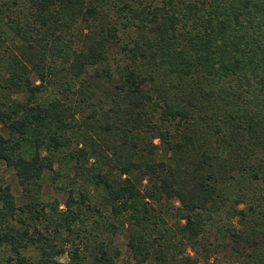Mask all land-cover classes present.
<instances>
[{"label": "trees", "instance_id": "trees-1", "mask_svg": "<svg viewBox=\"0 0 264 264\" xmlns=\"http://www.w3.org/2000/svg\"><path fill=\"white\" fill-rule=\"evenodd\" d=\"M0 161V264H264V0H0Z\"/></svg>", "mask_w": 264, "mask_h": 264}, {"label": "rangeland", "instance_id": "rangeland-1", "mask_svg": "<svg viewBox=\"0 0 264 264\" xmlns=\"http://www.w3.org/2000/svg\"><path fill=\"white\" fill-rule=\"evenodd\" d=\"M17 98H21V97L18 96ZM0 183L9 185L11 187V190H12L14 196L16 198L19 197L20 188L17 186V182H16L12 172H10L5 167V165L2 161H0ZM42 196H43V199L45 201H51L52 202L54 200H57L59 203H61L63 201V195L56 194V192L53 188H49V189L46 188L44 190ZM173 207L174 208L178 207V203L174 202ZM61 209H62V207H61ZM169 224H170V222H169ZM114 242L116 245H118V247L120 249V255L115 260V264H135L134 260L132 259L131 255H130V252L126 246L125 235L124 234L117 235L114 238ZM199 250H200V248H197L196 250L187 249L184 256L189 255L191 257H194V258L197 257L198 259H200V256L198 253ZM179 258H180V256H179ZM60 260L63 262H66L67 257L66 256L60 257ZM212 260L213 259H211V261Z\"/></svg>", "mask_w": 264, "mask_h": 264}]
</instances>
